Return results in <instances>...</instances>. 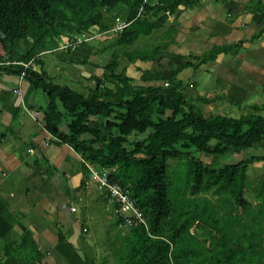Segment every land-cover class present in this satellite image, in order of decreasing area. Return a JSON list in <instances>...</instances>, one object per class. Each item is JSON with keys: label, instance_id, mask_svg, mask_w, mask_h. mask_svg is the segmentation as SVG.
Wrapping results in <instances>:
<instances>
[{"label": "trees", "instance_id": "16d2710c", "mask_svg": "<svg viewBox=\"0 0 264 264\" xmlns=\"http://www.w3.org/2000/svg\"><path fill=\"white\" fill-rule=\"evenodd\" d=\"M199 3L0 0V85L16 78L40 90L46 129L84 160V182L93 180L95 171L107 179L99 189L119 231L110 236L118 246L115 261L108 257L105 264H264V178L249 177L251 165L264 157L246 154L215 165L263 141L264 117H207L177 80L190 63L182 62L170 79L163 75L171 56L166 37L147 43L144 54L137 46L142 36L175 20L181 6ZM117 18L122 26L116 31ZM96 39L98 46L88 45L90 56L81 60L91 73L78 69L75 83L87 95L69 80L52 78L48 56L63 45L71 56L77 44ZM133 46L136 52L130 51ZM104 54L108 61L102 63ZM138 58L153 66L140 69L136 80L128 69ZM74 60L69 64H80ZM114 187L131 210L141 212L138 224L127 227L125 214L117 213L124 202L111 200Z\"/></svg>", "mask_w": 264, "mask_h": 264}, {"label": "crops", "instance_id": "0c3cea01", "mask_svg": "<svg viewBox=\"0 0 264 264\" xmlns=\"http://www.w3.org/2000/svg\"><path fill=\"white\" fill-rule=\"evenodd\" d=\"M142 37H151L146 43L165 37L170 42L171 56L162 72L166 79L182 62L190 63L177 73V80L207 117H264V0H200L196 7L181 6L164 29ZM140 40L141 52L147 53ZM74 51L72 59L78 60ZM152 66L138 58L128 74L137 80L140 69ZM4 80L0 85V264H98L86 232L95 226L111 247L110 236L119 231L112 227L100 189L93 180L84 182V160L70 146L58 144L46 129L45 105L35 95L40 90L16 78ZM257 147L261 151L254 153ZM247 152L264 157V140ZM100 202L102 216L93 213Z\"/></svg>", "mask_w": 264, "mask_h": 264}, {"label": "rangeland", "instance_id": "374dc122", "mask_svg": "<svg viewBox=\"0 0 264 264\" xmlns=\"http://www.w3.org/2000/svg\"><path fill=\"white\" fill-rule=\"evenodd\" d=\"M106 39H108V38H106ZM106 39L105 38L103 39V37H102L100 40L104 41ZM150 39H151V37H141L140 42L144 41L146 43V40H150ZM97 41H98L97 39L95 41L88 40L87 41V45H85V43H82V42H80L82 44L79 43L80 45L78 47V50L74 51V55H77L79 57L78 61L82 60L81 59L82 57H87V55L90 53V50L88 49V45H92V46L94 44L97 45ZM138 44H139V42H138ZM138 44H137V46H138ZM146 45H147V43H146ZM141 46H143V45H140L139 47H141ZM65 48H66V46L63 45L62 47L57 49V51H56L57 53H53L50 56H48V58H49L48 67H50V68H48L49 74L52 76L53 79H55L56 82L66 83V81L68 82V80H69V84L74 85L76 89H80L81 90V89H83L82 86H77V84H75L80 78V76H78V69H81L80 73H82L83 75H87V76L90 75L91 70H90L89 67L84 66V63H82V61L78 65L69 64V61L67 59H69V60H73V59H72V56H67V52H65V51H67V49H65ZM137 48L138 47L131 48L130 51L136 52ZM2 51L3 50H2V48L0 46V52H2ZM107 51L109 52V50H107ZM58 54H60L61 57H64V58H67V59H65V60L61 59ZM106 56H108V54H104V55L101 56V59L103 61L102 63H104L106 61L105 60ZM109 57L111 58V55ZM121 62L122 63H121L120 69H122V67L126 64V58H122ZM89 86L90 87H94L95 85L93 84V82H91V83H89ZM35 95H36V99L37 100H40L42 98L43 100H42L41 103L43 105H45L44 99H46V97L43 94H41L40 91L37 92ZM260 149H261L260 147H257L255 149L254 153H256V151L258 152V150H260ZM252 153L251 152H247V153L244 152L243 154H236L234 156L228 155V156H225V157H221L219 159V161L215 163V165L216 166H218V165L219 166H223V165H225L227 163H234V162L238 161L239 159H241L242 156H245L246 154H247V156H249V155H252ZM202 160L204 162H207V163L210 162V158H207L205 156H202ZM260 163L262 164V162H260ZM260 163L257 162L256 163L257 165H255V164L251 165L252 167L249 170L250 171L249 172V177L250 178L251 177L253 179H256L257 177L258 178H264V168H263L264 166L261 165L262 166L261 167ZM95 172H97V171H95ZM95 175H97V174L95 173ZM97 178L98 177L95 178V183L94 184L95 185L97 184L98 188H100L101 181H100V184H99V182L96 181ZM93 207H95V206H93ZM102 211L105 212V210L103 209V204L100 202V203L96 204V208L94 209L93 213L94 214L97 213V214L101 215ZM93 213H91V214L94 215ZM96 219H97V216H96ZM93 220L89 219L88 221L92 223ZM100 220L102 221L103 218H100ZM108 222H109V220H107L105 223H108ZM86 233H87L86 234L87 240L91 243L92 248H94L96 250V253H97L98 257H99L98 262H97L98 264H99V262L104 263L109 256H112V257L114 256V255H112V253L115 252L118 249V246L112 245L111 247H108V245H107V243H108L107 239L108 238L105 236L103 231L102 232L96 231L95 230V226H94L91 232H89V229H88V231Z\"/></svg>", "mask_w": 264, "mask_h": 264}, {"label": "built area", "instance_id": "2783aa9c", "mask_svg": "<svg viewBox=\"0 0 264 264\" xmlns=\"http://www.w3.org/2000/svg\"><path fill=\"white\" fill-rule=\"evenodd\" d=\"M120 19H118L119 21ZM121 24H120V27L121 28ZM117 28V29H119ZM95 173L97 175H95ZM98 177L96 179V181L99 182L100 184V181H101V184H100V187H104L108 184L107 182V179L101 177L99 175V173L97 172H94V175H93V181H95V178ZM115 198H117L119 202V200H122L124 203H122L123 205H121L120 209L117 210V213H124L125 216H126V224H127V227L129 226H132L133 224H138V222L140 220H142V214L140 211L138 210H131V208L133 207V205L127 200V198L120 192V189L114 187L112 188V196H111V200L114 201Z\"/></svg>", "mask_w": 264, "mask_h": 264}, {"label": "clouds", "instance_id": "9594fccd", "mask_svg": "<svg viewBox=\"0 0 264 264\" xmlns=\"http://www.w3.org/2000/svg\"><path fill=\"white\" fill-rule=\"evenodd\" d=\"M118 19H120V18H117V26L115 27V29H116V31L117 30H120L121 28H119L120 27V24L122 25V22H121V19L118 21ZM117 28H119V29H117ZM83 43V42H82ZM81 44V43H80ZM80 44H77L76 46H79ZM66 49V48H65ZM73 210H75L74 208H73ZM128 230V228H126V231ZM85 231H87V230H85Z\"/></svg>", "mask_w": 264, "mask_h": 264}]
</instances>
